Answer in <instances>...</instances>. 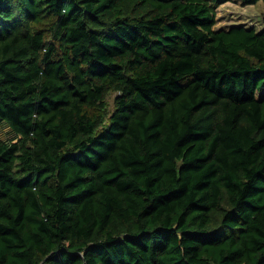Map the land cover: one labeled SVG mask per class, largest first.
<instances>
[{"label": "trees", "instance_id": "16d2710c", "mask_svg": "<svg viewBox=\"0 0 264 264\" xmlns=\"http://www.w3.org/2000/svg\"><path fill=\"white\" fill-rule=\"evenodd\" d=\"M227 1L0 0V264H264V28Z\"/></svg>", "mask_w": 264, "mask_h": 264}, {"label": "rangeland", "instance_id": "374dc122", "mask_svg": "<svg viewBox=\"0 0 264 264\" xmlns=\"http://www.w3.org/2000/svg\"><path fill=\"white\" fill-rule=\"evenodd\" d=\"M243 24L245 26H253L256 29L264 28V3L258 1L254 4H243L239 0L227 1L222 3L216 9L215 29L228 28L233 25ZM258 93V92H257ZM256 93V94H257ZM113 93H109L106 97V114L113 110ZM258 94L257 96H259ZM7 128L0 131L1 136H4Z\"/></svg>", "mask_w": 264, "mask_h": 264}]
</instances>
